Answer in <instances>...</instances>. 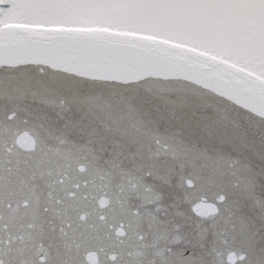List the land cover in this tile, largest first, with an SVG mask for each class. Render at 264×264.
I'll use <instances>...</instances> for the list:
<instances>
[{
    "label": "snow or ice",
    "instance_id": "1",
    "mask_svg": "<svg viewBox=\"0 0 264 264\" xmlns=\"http://www.w3.org/2000/svg\"><path fill=\"white\" fill-rule=\"evenodd\" d=\"M0 264H264V0H0Z\"/></svg>",
    "mask_w": 264,
    "mask_h": 264
}]
</instances>
